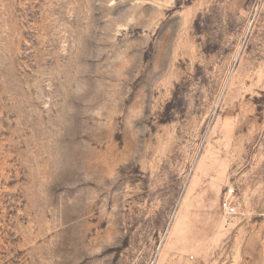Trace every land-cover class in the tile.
<instances>
[{"label":"rangeland","instance_id":"1","mask_svg":"<svg viewBox=\"0 0 264 264\" xmlns=\"http://www.w3.org/2000/svg\"><path fill=\"white\" fill-rule=\"evenodd\" d=\"M0 264H264V0H0Z\"/></svg>","mask_w":264,"mask_h":264},{"label":"built area","instance_id":"2","mask_svg":"<svg viewBox=\"0 0 264 264\" xmlns=\"http://www.w3.org/2000/svg\"><path fill=\"white\" fill-rule=\"evenodd\" d=\"M232 194H233V189H229L224 194L219 204L220 210L226 215L235 214V207L231 200Z\"/></svg>","mask_w":264,"mask_h":264}]
</instances>
